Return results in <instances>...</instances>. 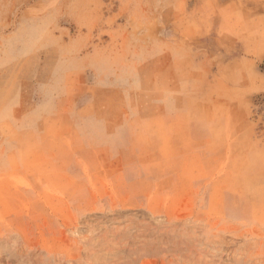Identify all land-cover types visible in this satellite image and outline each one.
<instances>
[{
  "label": "rangeland",
  "instance_id": "374dc122",
  "mask_svg": "<svg viewBox=\"0 0 264 264\" xmlns=\"http://www.w3.org/2000/svg\"><path fill=\"white\" fill-rule=\"evenodd\" d=\"M0 264H264V0H0Z\"/></svg>",
  "mask_w": 264,
  "mask_h": 264
}]
</instances>
